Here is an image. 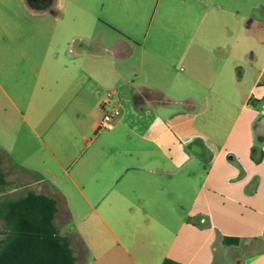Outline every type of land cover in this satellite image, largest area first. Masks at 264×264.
<instances>
[{"label":"crops","instance_id":"obj_1","mask_svg":"<svg viewBox=\"0 0 264 264\" xmlns=\"http://www.w3.org/2000/svg\"><path fill=\"white\" fill-rule=\"evenodd\" d=\"M201 2L173 36L203 59L189 108L159 79V0H0L4 192L53 198L76 264H264V0Z\"/></svg>","mask_w":264,"mask_h":264},{"label":"trees","instance_id":"obj_2","mask_svg":"<svg viewBox=\"0 0 264 264\" xmlns=\"http://www.w3.org/2000/svg\"><path fill=\"white\" fill-rule=\"evenodd\" d=\"M1 160L0 155V264H76L68 239L53 222L55 200L32 190L5 193ZM221 242L235 246L238 238L224 236ZM160 264L180 263L163 258Z\"/></svg>","mask_w":264,"mask_h":264},{"label":"rangeland","instance_id":"obj_3","mask_svg":"<svg viewBox=\"0 0 264 264\" xmlns=\"http://www.w3.org/2000/svg\"><path fill=\"white\" fill-rule=\"evenodd\" d=\"M226 1L228 4L231 3L227 6L228 11L233 12L236 9V12H240L244 16L252 12L251 5L255 0ZM203 5V2L190 5V0H159V79L167 82L162 86L164 91L168 90L173 95L186 96V94H196L191 100L193 102H185V107L189 108H196L199 104V98L206 92V86L203 77L197 75V71L190 70V74L194 76L190 78L186 76V72L189 65H193L196 68L198 64L203 62V59L201 57L195 59L192 57V54L189 55L188 53L182 56L180 54L182 44L181 42L177 43L173 36L175 32L188 30V18L193 19L196 24L197 19L205 10ZM262 13L263 11L255 12V16H259ZM149 24L150 22L143 23L142 27L136 32L139 42L145 43L148 37H150L154 25ZM193 27L194 24L189 29L192 30ZM144 36L147 38L144 39ZM152 41L154 39H150V43L147 42L145 45L153 46ZM2 72L5 74V83L7 81L11 82V72L7 70Z\"/></svg>","mask_w":264,"mask_h":264},{"label":"built area","instance_id":"obj_4","mask_svg":"<svg viewBox=\"0 0 264 264\" xmlns=\"http://www.w3.org/2000/svg\"><path fill=\"white\" fill-rule=\"evenodd\" d=\"M112 92L107 93V95L111 94ZM264 110V105L261 106V112ZM119 109L112 108L108 111H103L97 121V128L98 129H112L116 124L118 119Z\"/></svg>","mask_w":264,"mask_h":264},{"label":"flooded vegetation","instance_id":"obj_5","mask_svg":"<svg viewBox=\"0 0 264 264\" xmlns=\"http://www.w3.org/2000/svg\"><path fill=\"white\" fill-rule=\"evenodd\" d=\"M38 1V0H37Z\"/></svg>","mask_w":264,"mask_h":264}]
</instances>
